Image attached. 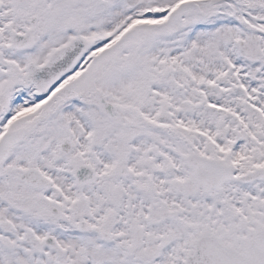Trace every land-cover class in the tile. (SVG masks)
I'll return each instance as SVG.
<instances>
[{
  "label": "snow or ice",
  "instance_id": "snow-or-ice-1",
  "mask_svg": "<svg viewBox=\"0 0 264 264\" xmlns=\"http://www.w3.org/2000/svg\"><path fill=\"white\" fill-rule=\"evenodd\" d=\"M0 264H264V0H0Z\"/></svg>",
  "mask_w": 264,
  "mask_h": 264
}]
</instances>
